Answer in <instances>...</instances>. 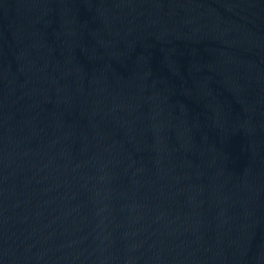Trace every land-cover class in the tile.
<instances>
[{
  "label": "water",
  "instance_id": "95a60500",
  "mask_svg": "<svg viewBox=\"0 0 264 264\" xmlns=\"http://www.w3.org/2000/svg\"><path fill=\"white\" fill-rule=\"evenodd\" d=\"M0 264H264V0H0Z\"/></svg>",
  "mask_w": 264,
  "mask_h": 264
}]
</instances>
